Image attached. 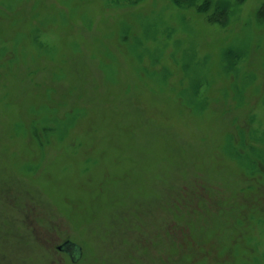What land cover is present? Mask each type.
Here are the masks:
<instances>
[{"label": "rangeland", "instance_id": "1", "mask_svg": "<svg viewBox=\"0 0 264 264\" xmlns=\"http://www.w3.org/2000/svg\"><path fill=\"white\" fill-rule=\"evenodd\" d=\"M264 264V0H0V264Z\"/></svg>", "mask_w": 264, "mask_h": 264}, {"label": "water", "instance_id": "2", "mask_svg": "<svg viewBox=\"0 0 264 264\" xmlns=\"http://www.w3.org/2000/svg\"><path fill=\"white\" fill-rule=\"evenodd\" d=\"M56 250L60 253L67 254L72 263H77L82 256L81 248L77 244H75L69 240L60 244L56 248Z\"/></svg>", "mask_w": 264, "mask_h": 264}, {"label": "flooded vegetation", "instance_id": "3", "mask_svg": "<svg viewBox=\"0 0 264 264\" xmlns=\"http://www.w3.org/2000/svg\"><path fill=\"white\" fill-rule=\"evenodd\" d=\"M68 241V240H67ZM69 241H71V240H69ZM65 242V241H64ZM71 242H73V241H71ZM62 254H64V253H62ZM64 255H66L68 258H69V256L67 255V254H64ZM70 259V258H69ZM71 262V261H70Z\"/></svg>", "mask_w": 264, "mask_h": 264}, {"label": "trees", "instance_id": "4", "mask_svg": "<svg viewBox=\"0 0 264 264\" xmlns=\"http://www.w3.org/2000/svg\"><path fill=\"white\" fill-rule=\"evenodd\" d=\"M80 260H81V258H80ZM80 260H79V261H80ZM79 261H78V262H79ZM78 262H77V263H78ZM77 263H73V264H77Z\"/></svg>", "mask_w": 264, "mask_h": 264}]
</instances>
